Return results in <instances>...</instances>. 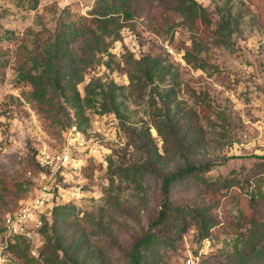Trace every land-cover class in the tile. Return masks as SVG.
<instances>
[{
    "label": "rangeland",
    "instance_id": "374dc122",
    "mask_svg": "<svg viewBox=\"0 0 264 264\" xmlns=\"http://www.w3.org/2000/svg\"><path fill=\"white\" fill-rule=\"evenodd\" d=\"M96 1L41 0L31 11L0 0V57L7 63L0 70V264H20L4 244L6 216L41 195L48 221L59 206L82 219L93 251L86 255L88 263L127 264V254L167 201L208 209L215 226L202 239L195 223L168 216L155 229L170 241L158 249L156 264H231L256 230L254 218L264 223V201L262 209L253 210L247 194L256 190L258 171L264 172V158H252L264 156V0H193L205 9V22L184 18L174 0H125L130 17L116 15L122 28L108 39L107 66L85 77L77 87L80 94L92 77L127 86L129 56H159L174 66L178 79L169 108L173 127L168 122L162 137L150 130L165 164L146 171L141 190L122 194L111 188L109 172L144 162L134 137L140 121L149 124L148 99L129 104L123 123L112 114L85 112L79 127L28 103L23 97L28 88L16 81L19 67L52 38L60 22L88 16ZM196 59L204 70L193 68ZM162 88H152L155 101ZM173 115L179 123L171 121ZM65 154L71 164L58 165L57 157ZM185 165L204 167L200 174L211 182L234 177L239 186L205 187L181 174ZM259 188L264 193V183ZM181 223L183 229L175 230ZM32 231L26 240L37 257L43 239L40 230Z\"/></svg>",
    "mask_w": 264,
    "mask_h": 264
},
{
    "label": "trees",
    "instance_id": "16d2710c",
    "mask_svg": "<svg viewBox=\"0 0 264 264\" xmlns=\"http://www.w3.org/2000/svg\"><path fill=\"white\" fill-rule=\"evenodd\" d=\"M2 1H12L16 7H26L34 11L41 0ZM115 2V0H97L88 16H79L75 19L67 16L63 19L52 38L35 55H29L24 64L19 67L16 81L28 88V91L23 94L28 103L35 105L41 112L53 114V118H65L68 124L74 123L79 127L85 112H94L99 115L112 114L123 123L127 119L126 112L129 104L148 99L149 124L140 121L141 125L134 137V142L145 155L144 162L116 168L109 172L111 188L122 194L127 190H141L146 171L156 163L165 164L166 156L158 153L150 130L153 129L159 137H162L168 128L171 112L169 108L174 107L173 88L177 85L178 73L172 64L159 56L144 55L137 60L129 56L124 61L127 68V86L92 77L84 86L82 95L80 94L77 87L85 77L94 68L101 65L107 66V62L103 59L110 57L108 39L116 37L122 28L116 15L130 17L125 9V0H120L118 6ZM174 3L177 12L184 15V18L191 21L195 19L207 21L205 9L197 5L195 1L174 0ZM225 23L222 22L221 25L224 26ZM188 58H190L189 55L185 57L186 63L192 64L191 59ZM192 58L195 60L194 57ZM194 62L193 68L205 69L202 61L196 59ZM6 66V61L0 57V70ZM156 86L163 87L161 94L156 93L159 101H155L152 95V90H155ZM173 117L175 119L171 121L180 122L176 121L179 119L177 115ZM169 125L171 130L173 126L170 122ZM252 158L260 160L264 156L253 155ZM261 165L262 163H257V166ZM110 168L112 163L109 160ZM202 168L204 167L185 165L181 174L192 175L205 187L216 184H219L221 189L239 186L234 177L211 182L200 174ZM256 176V190L247 193L249 207L253 210L259 206L262 209L259 203L264 201V193L259 188L264 183L262 178L264 172L258 171ZM164 192L166 193V190ZM77 215L67 213L65 207L59 206L54 207L50 212V221L47 219V214L41 216L42 225L38 231L40 230L43 246L37 257L30 255L28 242L21 237L15 238L6 246V249L20 264H101L98 260L94 263H88L86 260V255L93 251L88 243L86 229L80 224L82 219H79ZM170 215L178 219L187 218L195 223L202 239L207 238L215 226L209 217L208 209L177 207L165 201L148 232L127 254V264L157 263L158 249L162 246L168 247L170 241L157 235L155 229L164 225ZM102 219L103 215L99 225L102 224ZM252 223L256 230L245 241L243 248L239 250L231 264H264V223H260L259 219L255 218ZM181 224H177L175 230H182L183 223Z\"/></svg>",
    "mask_w": 264,
    "mask_h": 264
},
{
    "label": "built area",
    "instance_id": "2783aa9c",
    "mask_svg": "<svg viewBox=\"0 0 264 264\" xmlns=\"http://www.w3.org/2000/svg\"><path fill=\"white\" fill-rule=\"evenodd\" d=\"M57 160L58 165L65 166L71 164L69 154L60 155L57 157ZM40 165L44 167L43 163H40ZM45 201L46 199L41 195L33 202L24 205L18 212L6 216L4 223L5 246L12 243L17 237L32 239V234H34L33 229L36 230L35 233H38L37 231L42 225L41 216L46 215L44 208Z\"/></svg>",
    "mask_w": 264,
    "mask_h": 264
}]
</instances>
